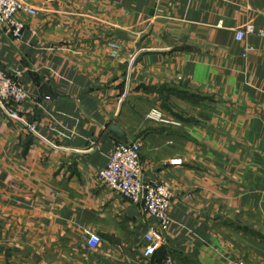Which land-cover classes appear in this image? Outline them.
I'll use <instances>...</instances> for the list:
<instances>
[{
  "label": "crops",
  "instance_id": "crops-1",
  "mask_svg": "<svg viewBox=\"0 0 264 264\" xmlns=\"http://www.w3.org/2000/svg\"><path fill=\"white\" fill-rule=\"evenodd\" d=\"M26 2L21 40L0 25L36 128L0 109V264H264L263 40L236 39L264 26V0ZM137 140L143 181L173 193L150 259L158 220L99 177Z\"/></svg>",
  "mask_w": 264,
  "mask_h": 264
},
{
  "label": "built area",
  "instance_id": "built-area-1",
  "mask_svg": "<svg viewBox=\"0 0 264 264\" xmlns=\"http://www.w3.org/2000/svg\"><path fill=\"white\" fill-rule=\"evenodd\" d=\"M21 13L29 16L38 14L37 9L26 0H0V25L18 41L22 39L25 29L24 23L17 18ZM251 35H257L263 40L264 50V26L260 30L248 26L237 33L236 39L243 41ZM109 46L112 56L117 57L121 49L120 45L112 41ZM19 75L18 71H6L0 65V109L7 118L19 122L30 132L36 133L35 126L26 122L18 112V107L28 99V95L18 81ZM147 118L160 123L178 125L166 120L162 112L156 109L149 112ZM141 147L140 140L117 144L110 156L108 166L99 172V177L111 191L135 205H140L145 214L158 220L159 226L145 237L147 245L143 255L146 259H150L167 242V233L172 222L170 210L173 193L167 185L149 184L143 181ZM100 244L101 238L91 235L88 243L90 248L96 249ZM161 264H175V261L171 257H166ZM233 264L245 263L237 261Z\"/></svg>",
  "mask_w": 264,
  "mask_h": 264
},
{
  "label": "rangeland",
  "instance_id": "rangeland-1",
  "mask_svg": "<svg viewBox=\"0 0 264 264\" xmlns=\"http://www.w3.org/2000/svg\"><path fill=\"white\" fill-rule=\"evenodd\" d=\"M151 111H152V110H151ZM151 111H150V112H151Z\"/></svg>",
  "mask_w": 264,
  "mask_h": 264
}]
</instances>
